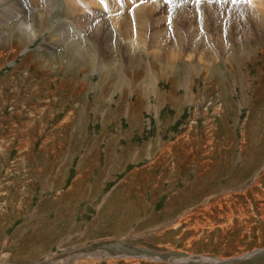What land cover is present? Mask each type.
Listing matches in <instances>:
<instances>
[{
	"label": "rangeland",
	"instance_id": "1",
	"mask_svg": "<svg viewBox=\"0 0 264 264\" xmlns=\"http://www.w3.org/2000/svg\"><path fill=\"white\" fill-rule=\"evenodd\" d=\"M50 1L24 49L0 6V264H264L252 6Z\"/></svg>",
	"mask_w": 264,
	"mask_h": 264
},
{
	"label": "bare ground",
	"instance_id": "2",
	"mask_svg": "<svg viewBox=\"0 0 264 264\" xmlns=\"http://www.w3.org/2000/svg\"><path fill=\"white\" fill-rule=\"evenodd\" d=\"M29 1L32 2V4H34L33 8H36L35 10L28 6V3L26 0H17V2L15 0H0V6H2V5L4 6V5L9 4V6H7V11L6 10L4 11L3 16L10 15L11 17H15V19L19 17V21L11 24L10 28L8 29L10 34L7 35V37H8L7 41H8V44L11 48L19 49L21 47L22 48L23 47H29V45L32 44L33 41L40 35V32L42 33L44 28L46 26H48V21L50 19V16L52 15V9L49 8L51 10H48V9L45 10L43 6H48V5L50 6V3L52 1H50V0H49L50 2H48V0H37V1L36 0H29ZM103 1H104L103 2L104 6H102V4L100 6L104 9L107 8L106 10H108L109 8H108L105 0H103ZM246 1L248 2V0H246ZM121 2H123V0H121ZM248 3L252 6V9H251L252 15L257 18V20H254V21H255V23H257L259 31L263 33L264 32V0H250V2H248ZM29 10H31V12H29ZM72 12H73V10H72ZM136 14H137V15H135L136 18L143 17L141 10H139ZM21 15L24 16V20L20 18ZM102 26H103V24L101 25L100 23H99V25L96 26V33L97 34L101 33V31L104 29V28H102ZM60 34H61V32L59 29L54 30V31L52 30L49 32V35L51 38L57 37ZM69 43H71V42H69ZM130 44L134 45V46L138 45L139 47H142V45H143L141 42L136 41L135 39L131 40ZM28 55H30V54L28 53ZM52 58L54 59L53 56H52ZM59 58H61L60 55H59ZM69 61L70 60H68V59H65V60L60 59V65L62 66V68H63V66L70 67L71 63ZM196 186H198V184ZM187 190L190 191L189 189H187Z\"/></svg>",
	"mask_w": 264,
	"mask_h": 264
},
{
	"label": "snow or ice",
	"instance_id": "3",
	"mask_svg": "<svg viewBox=\"0 0 264 264\" xmlns=\"http://www.w3.org/2000/svg\"><path fill=\"white\" fill-rule=\"evenodd\" d=\"M248 2H250V0H248Z\"/></svg>",
	"mask_w": 264,
	"mask_h": 264
}]
</instances>
